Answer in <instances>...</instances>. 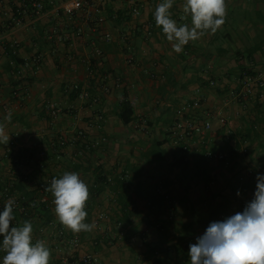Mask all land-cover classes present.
Instances as JSON below:
<instances>
[{
  "label": "crops",
  "instance_id": "obj_1",
  "mask_svg": "<svg viewBox=\"0 0 264 264\" xmlns=\"http://www.w3.org/2000/svg\"><path fill=\"white\" fill-rule=\"evenodd\" d=\"M67 1L0 0V124L9 136L0 143V197L15 187L0 205L21 196L45 202L49 218L15 213L10 226L30 221L33 243L51 251L49 264H78L61 261L53 234L59 226L74 233L46 190L50 179L75 172L89 189L84 222L94 224L75 233L79 255L97 264H190L189 245L212 222L242 212L264 175V88L245 94L241 84L264 81V0H226L225 23L181 53L155 23L164 0H139L138 14L124 0H104V22L85 37L75 35L83 13L66 16ZM184 3L173 0L170 18L191 26L190 16L180 19ZM192 100L201 106L190 116L211 128L187 137L174 122ZM123 101L132 110L127 124ZM207 148L225 159L208 160Z\"/></svg>",
  "mask_w": 264,
  "mask_h": 264
},
{
  "label": "clouds",
  "instance_id": "obj_2",
  "mask_svg": "<svg viewBox=\"0 0 264 264\" xmlns=\"http://www.w3.org/2000/svg\"><path fill=\"white\" fill-rule=\"evenodd\" d=\"M173 0H164L155 9V23L162 26L173 51L181 53L190 41H196L205 33L214 34L226 18V0H185L184 16H190L191 26L177 24L170 18ZM11 122V113L5 117ZM9 136L0 124V143H7ZM54 197L55 214L59 222L74 234L91 231L94 224L85 223L86 202L89 189L75 172H65L54 178L46 189ZM239 195V193H237ZM14 201L5 203L0 213V235L3 236L2 264H49L51 251L44 241L33 243V225L24 221L22 226H10L15 217ZM190 264H264V175L257 176L254 198L242 212L212 222L195 244L189 245Z\"/></svg>",
  "mask_w": 264,
  "mask_h": 264
},
{
  "label": "built area",
  "instance_id": "obj_3",
  "mask_svg": "<svg viewBox=\"0 0 264 264\" xmlns=\"http://www.w3.org/2000/svg\"><path fill=\"white\" fill-rule=\"evenodd\" d=\"M104 0H69L63 6V13L68 17H79L78 13L82 12V18L77 22L75 26V35L78 37L89 36L91 33H95L99 27L104 22V16L102 14V3ZM130 4V10L132 14L139 13V0H124ZM32 6L33 11L41 12L43 10V4L38 1H29ZM18 11V10H17ZM92 44V43H91ZM93 55L99 57L102 55V51L99 47L93 45ZM40 63V57L36 56L33 60L34 66L37 68ZM92 73L91 69L88 70ZM242 88L245 94H250L252 91V86L255 85L258 88H264V81L258 78L255 80L245 77L242 80ZM76 89L77 85H73ZM107 91V89H106ZM264 95V91H261L260 96ZM201 106L199 100H192L184 103L181 107L176 110V115L178 119L174 122V127L181 130L184 136L191 137L194 135H204L211 128V121L207 119L206 121L199 122L192 116L189 112L192 110L199 109ZM218 121L221 126L226 124L225 118L220 115ZM136 129L145 131L144 125H135ZM83 135V133H79ZM183 136V135H182ZM181 138V136H179ZM63 145L64 141H60ZM186 149V147H184ZM205 157L208 160L223 161L225 155L221 152H213L208 148L205 150ZM50 179L48 182L51 184ZM256 190V187L254 188ZM11 201H14L13 211L18 212L23 217H29L31 214L33 204L28 202L21 197H12ZM104 216L99 215L98 220L102 219ZM43 232V228L40 229ZM53 241L59 251L61 250V261L66 263L69 258H77L78 264H97L98 259L91 254H80L81 240L78 234H68L64 228L60 227L56 229L55 234H53ZM3 244V243H2ZM2 244L0 245V264H2L3 256L6 254L3 250Z\"/></svg>",
  "mask_w": 264,
  "mask_h": 264
},
{
  "label": "trees",
  "instance_id": "obj_4",
  "mask_svg": "<svg viewBox=\"0 0 264 264\" xmlns=\"http://www.w3.org/2000/svg\"><path fill=\"white\" fill-rule=\"evenodd\" d=\"M131 116H132V110H131V107H130L129 103L126 102V101H123L122 104H121L120 119L122 120L123 123L127 124V123L130 122ZM13 190H15L14 186L11 187V188H8L6 193L1 195L0 200L5 199V196L6 197L7 196L11 197L13 195V193H12ZM28 202H31L33 204L32 210H34L35 212L43 215L44 217H48L49 218V209H48L47 204L45 202L36 201V200H32V199H31V201L27 200V203ZM3 210H4V207H2V205H0V213H2ZM15 213L18 215V217H20L22 219H29L31 217L30 216L31 214L29 215V217H23L18 212L13 211L14 215H15ZM59 227H61V226H59ZM2 243H3V236L0 235V245Z\"/></svg>",
  "mask_w": 264,
  "mask_h": 264
}]
</instances>
